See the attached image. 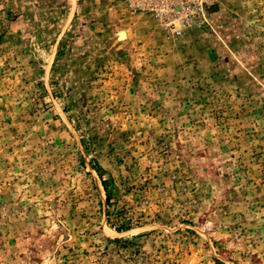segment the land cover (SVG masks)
<instances>
[{
  "label": "rangeland",
  "instance_id": "obj_1",
  "mask_svg": "<svg viewBox=\"0 0 264 264\" xmlns=\"http://www.w3.org/2000/svg\"><path fill=\"white\" fill-rule=\"evenodd\" d=\"M58 7L0 0V264H264V0Z\"/></svg>",
  "mask_w": 264,
  "mask_h": 264
},
{
  "label": "built area",
  "instance_id": "obj_2",
  "mask_svg": "<svg viewBox=\"0 0 264 264\" xmlns=\"http://www.w3.org/2000/svg\"><path fill=\"white\" fill-rule=\"evenodd\" d=\"M217 0H124L132 12L152 15L168 32H176L175 22L184 26L190 19H205L210 5Z\"/></svg>",
  "mask_w": 264,
  "mask_h": 264
},
{
  "label": "crops",
  "instance_id": "obj_3",
  "mask_svg": "<svg viewBox=\"0 0 264 264\" xmlns=\"http://www.w3.org/2000/svg\"><path fill=\"white\" fill-rule=\"evenodd\" d=\"M54 1H58V3L61 5V7H58V8H60L61 10H65V11H62V13H67V11L70 10L67 14L68 20L64 26L63 33L66 31V33L68 34L70 31L76 32L77 29H81L80 26L75 24V22L79 20L78 19L79 13L77 12L78 7H79V0H54ZM69 3L72 4L70 8H68V5H70ZM48 4H50L49 1H48ZM72 7H73V9L71 11ZM47 8H50V6H48ZM70 22H72L73 24L68 27L67 24H70ZM65 27H66V29H65ZM72 28L74 30H71Z\"/></svg>",
  "mask_w": 264,
  "mask_h": 264
},
{
  "label": "trees",
  "instance_id": "obj_4",
  "mask_svg": "<svg viewBox=\"0 0 264 264\" xmlns=\"http://www.w3.org/2000/svg\"><path fill=\"white\" fill-rule=\"evenodd\" d=\"M94 167H95V166H94ZM94 169H96V172H99V171H100L98 168H94Z\"/></svg>",
  "mask_w": 264,
  "mask_h": 264
}]
</instances>
